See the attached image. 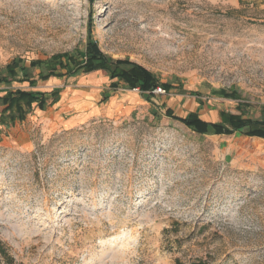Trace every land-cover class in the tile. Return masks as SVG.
I'll list each match as a JSON object with an SVG mask.
<instances>
[{"label": "rangeland", "instance_id": "374dc122", "mask_svg": "<svg viewBox=\"0 0 264 264\" xmlns=\"http://www.w3.org/2000/svg\"><path fill=\"white\" fill-rule=\"evenodd\" d=\"M90 38L174 90L146 102L104 72L39 81L42 65L34 87L0 84V96L61 90L0 126V264H264V140L152 113L213 124L245 103L260 117L264 0H0V75L82 61Z\"/></svg>", "mask_w": 264, "mask_h": 264}, {"label": "trees", "instance_id": "16d2710c", "mask_svg": "<svg viewBox=\"0 0 264 264\" xmlns=\"http://www.w3.org/2000/svg\"><path fill=\"white\" fill-rule=\"evenodd\" d=\"M80 57L82 61L76 60L73 54H65L64 56H55L46 63L32 61L29 66L20 61L11 63L5 68L7 76L0 75V84L8 87L11 82H27L30 87H34L36 81L29 75V70L41 68L42 65L45 66L46 72L38 74L39 81H46L51 77L67 79L81 74L104 72L108 77L111 89L116 90L117 86L122 85L128 90H137L146 102L153 100L155 96L153 92L157 88H161L166 94L174 90V86L161 84L151 72L137 64L127 60H113L106 57L91 38ZM16 70L20 72V77H18ZM62 70H66L64 75L60 73ZM175 89L185 91L181 85L176 86ZM60 91V89H53L49 93H40L5 90L4 95L0 96V126H13L16 121L21 123L35 109L44 112L47 107H52L60 101ZM219 95L240 100L239 95L235 92L227 94L220 91ZM237 111V115L220 112L218 115L219 122L213 124L201 121L198 113L195 112L189 113L184 118L175 116L173 111L168 108L162 114L155 111L152 113L156 120L165 117L182 124L198 135H206L211 132L231 136L238 133L246 137L264 140V107L260 108V117L256 120L245 118L246 113L249 112L245 103L239 104Z\"/></svg>", "mask_w": 264, "mask_h": 264}, {"label": "crops", "instance_id": "0c3cea01", "mask_svg": "<svg viewBox=\"0 0 264 264\" xmlns=\"http://www.w3.org/2000/svg\"><path fill=\"white\" fill-rule=\"evenodd\" d=\"M79 120H80V118L78 119L77 117H72V118L66 120L65 123L67 126L71 127V126H75L76 123H79L80 122Z\"/></svg>", "mask_w": 264, "mask_h": 264}, {"label": "built area", "instance_id": "2783aa9c", "mask_svg": "<svg viewBox=\"0 0 264 264\" xmlns=\"http://www.w3.org/2000/svg\"><path fill=\"white\" fill-rule=\"evenodd\" d=\"M154 95H163L164 91L161 88H157L154 90Z\"/></svg>", "mask_w": 264, "mask_h": 264}]
</instances>
